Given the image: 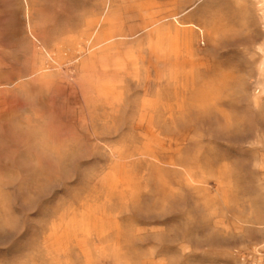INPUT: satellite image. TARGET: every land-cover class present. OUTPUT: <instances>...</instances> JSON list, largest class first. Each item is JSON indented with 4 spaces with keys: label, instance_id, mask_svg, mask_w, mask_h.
Masks as SVG:
<instances>
[{
    "label": "rangeland",
    "instance_id": "374dc122",
    "mask_svg": "<svg viewBox=\"0 0 264 264\" xmlns=\"http://www.w3.org/2000/svg\"><path fill=\"white\" fill-rule=\"evenodd\" d=\"M0 264H264V0H0Z\"/></svg>",
    "mask_w": 264,
    "mask_h": 264
},
{
    "label": "snow or ice",
    "instance_id": "6c2138e0",
    "mask_svg": "<svg viewBox=\"0 0 264 264\" xmlns=\"http://www.w3.org/2000/svg\"><path fill=\"white\" fill-rule=\"evenodd\" d=\"M202 21H200V20H197V23H201Z\"/></svg>",
    "mask_w": 264,
    "mask_h": 264
}]
</instances>
